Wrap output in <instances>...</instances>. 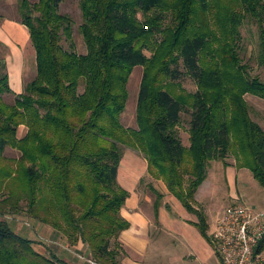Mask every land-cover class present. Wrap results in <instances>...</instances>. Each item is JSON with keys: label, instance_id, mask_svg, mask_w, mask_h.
I'll return each mask as SVG.
<instances>
[{"label": "trees", "instance_id": "1", "mask_svg": "<svg viewBox=\"0 0 264 264\" xmlns=\"http://www.w3.org/2000/svg\"><path fill=\"white\" fill-rule=\"evenodd\" d=\"M62 1L19 4L37 73L14 104L2 97L11 90L9 75H0V215L17 216L23 202L27 217L64 233L69 245L86 243L99 264H118L109 249L110 238L128 227L120 210L129 193L117 174L126 146L140 150L147 170L171 184L192 177L187 193L176 196L210 241L206 219L190 201L209 161L225 158L231 140L238 166L264 187V130L243 99L246 93L264 99V80L250 77L237 55L239 10L254 12L264 0H82L86 55L60 44L61 33L72 37L71 18L59 13ZM180 65L197 81L198 91L187 97L168 88L179 81ZM136 66H144L138 130L120 121ZM189 109L194 123L186 148L175 127ZM20 126L27 132L19 138ZM7 147L18 159L4 157ZM31 243L0 219V264H55ZM262 251L264 237L255 249Z\"/></svg>", "mask_w": 264, "mask_h": 264}, {"label": "rangeland", "instance_id": "2", "mask_svg": "<svg viewBox=\"0 0 264 264\" xmlns=\"http://www.w3.org/2000/svg\"><path fill=\"white\" fill-rule=\"evenodd\" d=\"M28 1L37 3L39 0ZM81 1L82 0H63L59 4V13L72 20V37L69 39L66 34L61 33L60 44L68 52L86 55L87 48L84 43L83 34H81V26L84 23ZM241 1L243 0H240V2ZM20 2L21 0H0V75L2 73H7L9 75L11 90L9 93L2 95L3 99L8 104H14L16 99L24 92L26 85L34 79L37 73L36 51L30 39L29 30L19 21ZM232 2L233 0H226V2L223 3L231 4ZM235 5L239 8V1ZM245 8L247 9L242 10V8H240L239 10L241 22L237 28L239 31L238 40L240 43L238 45L237 55L240 58L241 64L246 66V70L250 77L264 80V41H262V33L264 35V4L262 2L261 6L257 5L254 12L247 6H245ZM218 15L219 17L223 16L221 12H219ZM137 18H139L140 22H144L145 20V17L141 14H138ZM159 36L161 37V35ZM160 37L157 38L158 42L161 40ZM144 54L147 57L151 56V52L148 50H145ZM179 70L181 73L179 81L174 82L173 85L169 84L168 88L181 97L195 94L198 91L196 79L187 73L182 65H180ZM143 72L144 66H136L130 74L131 76L127 84L129 98L126 102L125 110L120 116V121L125 128L138 130L136 111L138 107L137 101L140 85L144 76ZM78 90L80 93L84 92L82 82ZM243 99L247 102L248 113L251 120L257 125L260 124L262 117L259 113H262L264 117V109H262L264 107L260 106L258 102L264 104V99L248 93L243 95ZM191 112L192 109L183 112L181 114L180 123L175 127L178 131L181 144L186 148L191 145L189 139L191 127L194 123ZM26 132L27 128L25 126H20L17 129L16 135L19 138L24 137ZM235 148L234 142L231 140L230 147L227 149V153L224 156L225 158L216 157L209 161L206 168V178L200 185L201 187H199L194 194V198L190 201L193 209L197 210L205 217L209 228V235L215 232L216 221L223 214V211L234 203H240L246 206L249 205L252 208H258V210H261V207L264 208V187L254 179L251 170L247 167L240 168L238 166L239 156H237ZM121 149L123 150V154H126L122 159L121 169H123V167L126 169L132 168L134 160L139 161L144 166L142 172L139 171V169L141 170V168H139L140 165L137 166L138 174L141 176L137 188L138 192L141 194V200L143 202L145 200L147 201V203L144 202V209L148 212L152 230L155 232L154 234L158 232L157 229L159 228L158 220L155 219V209L157 205L154 206V203L156 202H158V207L161 208V210L163 208H168V211H166L168 215L176 216L178 212L180 213L182 211L185 216L197 220V216L191 212L189 213L184 208L183 202L176 196L178 192L187 193L186 189L189 187L192 177L183 175L179 181L175 177V179L172 180L174 184H171L164 178H160V175H154L148 170L145 172V169H147V159H144L140 150L126 146H121ZM218 150H220V148H218ZM4 157L18 159L19 152L7 147L4 151ZM228 167L232 168L227 170ZM236 167L240 170L237 181L233 182L232 180L231 182V172H234ZM225 169L228 172L225 171ZM119 178L120 176L118 177V182H120ZM178 183H180V185ZM233 197L235 199H233ZM150 203L152 206H150ZM24 210V203L21 202L20 211L16 214L17 216L10 214H6V216L0 215V219L7 221L12 231L20 237L23 236L26 238L25 235H28L29 237L27 239L31 240L32 248L45 256L48 260L54 261L55 264H58V261L61 262L59 264H66L65 261H61L58 256L53 254L51 247H49L50 245H55L56 242L53 241L52 243L50 238L48 240V238L43 236L44 233L40 234L34 231L35 228H38L37 225L42 223L27 217ZM178 234V232L168 234L162 233L159 240H156L154 243L150 242L149 249L147 250L148 252L145 256L146 263L167 264L173 263L171 260L177 255L188 256L186 247L183 245L182 241H180ZM84 244L88 246L86 243ZM88 247L91 252V264H99L97 260L94 259L91 247ZM109 250L111 254H114V258L117 260L118 264H120L122 251L119 246L116 245L114 236L110 238ZM31 259L32 262L36 261L34 258ZM55 260L58 261L56 262ZM188 260H190V258H188ZM215 261H217V259H215Z\"/></svg>", "mask_w": 264, "mask_h": 264}, {"label": "crops", "instance_id": "3", "mask_svg": "<svg viewBox=\"0 0 264 264\" xmlns=\"http://www.w3.org/2000/svg\"><path fill=\"white\" fill-rule=\"evenodd\" d=\"M258 104L264 107V104L259 102ZM259 114H261L262 117L259 126L264 128V117L262 113ZM125 155L126 154H124L123 157H125ZM122 162L123 160L119 165L117 173L118 177L120 176V182L118 183L129 194L125 199V204L120 210V215L128 223V227L122 230L120 235L115 239L116 245H118L122 251L120 264H147L145 256L148 252L147 250L149 249L150 242L154 243L156 240H159L162 233L168 234L172 232L179 233L180 241L185 245L188 256L177 255L172 258L171 261L173 263L167 264H222V257L218 252V248L216 246L213 247V234L209 235L208 230L210 241L204 238L199 228L194 225L198 220L185 216L182 211L180 213L178 212L176 216H171L166 212L168 208H163L161 210L157 202L154 203V206L157 205L155 209V219L158 220L159 224V228L157 229L158 232L154 234L155 232L152 230L148 212L144 209V202L147 203V201L145 200L143 202L141 200V194L138 192L137 188L141 179L140 174H138L137 166L140 165V172H142L144 166L139 161L134 160L132 168L126 169L123 167V169H121ZM231 168L228 167L227 170ZM227 170L225 169V171ZM146 171L147 169H145V172ZM239 171L240 170L236 167L234 172H231V182L232 180L233 182L237 181ZM234 197L233 199H235ZM151 203L150 206H152ZM254 209L258 210V208ZM261 209L264 208L261 207ZM37 227L38 228L34 229L36 233H44L43 236L48 238V240L50 238L52 243L53 241L56 242L55 245H50L49 247H51L52 253L58 256L61 261H65L66 264H91V252L89 247L84 243L78 241L75 245H69L67 236L55 230L50 225L48 227L45 226V224H38ZM25 236L26 238L29 237L28 235ZM188 258H190V260H188ZM215 259H217V261H215Z\"/></svg>", "mask_w": 264, "mask_h": 264}, {"label": "built area", "instance_id": "4", "mask_svg": "<svg viewBox=\"0 0 264 264\" xmlns=\"http://www.w3.org/2000/svg\"><path fill=\"white\" fill-rule=\"evenodd\" d=\"M212 242L222 264H263L262 252H255L264 237V209L234 203L223 211L215 226Z\"/></svg>", "mask_w": 264, "mask_h": 264}]
</instances>
